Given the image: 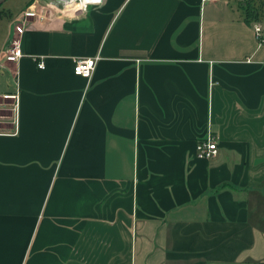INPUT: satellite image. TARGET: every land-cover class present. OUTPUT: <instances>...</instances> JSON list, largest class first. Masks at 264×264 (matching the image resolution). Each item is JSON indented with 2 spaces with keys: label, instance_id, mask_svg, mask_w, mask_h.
<instances>
[{
  "label": "crops",
  "instance_id": "1",
  "mask_svg": "<svg viewBox=\"0 0 264 264\" xmlns=\"http://www.w3.org/2000/svg\"><path fill=\"white\" fill-rule=\"evenodd\" d=\"M28 1L0 8V264H264L258 0H32L9 62Z\"/></svg>",
  "mask_w": 264,
  "mask_h": 264
},
{
  "label": "built area",
  "instance_id": "2",
  "mask_svg": "<svg viewBox=\"0 0 264 264\" xmlns=\"http://www.w3.org/2000/svg\"><path fill=\"white\" fill-rule=\"evenodd\" d=\"M60 4H64L67 7L76 5L79 8L86 9L89 4H98L102 0H56ZM208 1V0H203ZM32 4V3H31ZM29 5L22 13L18 22L14 25V36L11 40L10 45L6 50V60L9 62H17L24 53L21 48V43L19 36L26 30L27 24L31 18H36L40 16V10L37 6ZM255 34L259 43L264 44V24L262 22H256L254 26ZM99 56L96 57H79L75 59L74 71L77 75H80L86 79H91L94 71L97 67V62ZM40 67H44V63L40 64ZM6 98H11L13 100H18V93L5 95ZM196 153L198 158L202 159H212L216 157L219 153L218 138L214 135L212 131H209L206 137L200 139L196 145Z\"/></svg>",
  "mask_w": 264,
  "mask_h": 264
},
{
  "label": "rangeland",
  "instance_id": "3",
  "mask_svg": "<svg viewBox=\"0 0 264 264\" xmlns=\"http://www.w3.org/2000/svg\"><path fill=\"white\" fill-rule=\"evenodd\" d=\"M5 1L3 3L4 7H8L9 5H13V7L15 6V8H19V6L21 5L23 0H10V1L7 0L6 2ZM11 1H15V2H11ZM258 2H259L260 7H261L260 16H261V19L263 18L262 21L264 22V0H258ZM13 12H15V11L13 10Z\"/></svg>",
  "mask_w": 264,
  "mask_h": 264
},
{
  "label": "trees",
  "instance_id": "4",
  "mask_svg": "<svg viewBox=\"0 0 264 264\" xmlns=\"http://www.w3.org/2000/svg\"><path fill=\"white\" fill-rule=\"evenodd\" d=\"M31 3H32V0H29L27 6H29ZM2 4H0V8H1Z\"/></svg>",
  "mask_w": 264,
  "mask_h": 264
},
{
  "label": "water",
  "instance_id": "5",
  "mask_svg": "<svg viewBox=\"0 0 264 264\" xmlns=\"http://www.w3.org/2000/svg\"><path fill=\"white\" fill-rule=\"evenodd\" d=\"M5 0H0V4L4 3Z\"/></svg>",
  "mask_w": 264,
  "mask_h": 264
}]
</instances>
